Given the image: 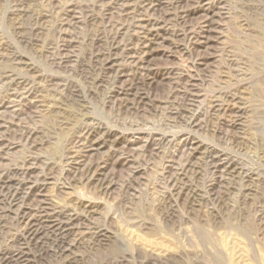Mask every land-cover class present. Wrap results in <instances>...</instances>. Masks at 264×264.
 <instances>
[{"label":"rangeland","instance_id":"1","mask_svg":"<svg viewBox=\"0 0 264 264\" xmlns=\"http://www.w3.org/2000/svg\"><path fill=\"white\" fill-rule=\"evenodd\" d=\"M0 264H264V0H0Z\"/></svg>","mask_w":264,"mask_h":264}]
</instances>
